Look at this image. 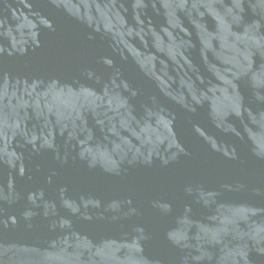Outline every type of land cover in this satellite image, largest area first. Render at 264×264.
<instances>
[{"label":"water","instance_id":"1","mask_svg":"<svg viewBox=\"0 0 264 264\" xmlns=\"http://www.w3.org/2000/svg\"><path fill=\"white\" fill-rule=\"evenodd\" d=\"M0 264H264V0H0Z\"/></svg>","mask_w":264,"mask_h":264}]
</instances>
